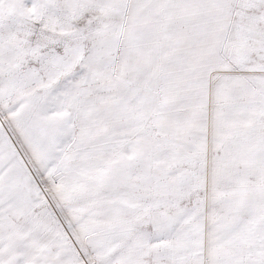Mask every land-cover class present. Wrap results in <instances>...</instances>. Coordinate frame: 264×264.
Returning a JSON list of instances; mask_svg holds the SVG:
<instances>
[{
	"label": "snow or ice",
	"instance_id": "snow-or-ice-1",
	"mask_svg": "<svg viewBox=\"0 0 264 264\" xmlns=\"http://www.w3.org/2000/svg\"><path fill=\"white\" fill-rule=\"evenodd\" d=\"M0 264H264V0H0Z\"/></svg>",
	"mask_w": 264,
	"mask_h": 264
}]
</instances>
